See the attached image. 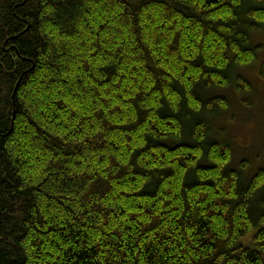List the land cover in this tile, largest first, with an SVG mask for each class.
Returning a JSON list of instances; mask_svg holds the SVG:
<instances>
[{"label": "trees", "instance_id": "obj_1", "mask_svg": "<svg viewBox=\"0 0 264 264\" xmlns=\"http://www.w3.org/2000/svg\"><path fill=\"white\" fill-rule=\"evenodd\" d=\"M263 28L264 0H0V264H264V170L210 126L254 107Z\"/></svg>", "mask_w": 264, "mask_h": 264}, {"label": "rangeland", "instance_id": "obj_2", "mask_svg": "<svg viewBox=\"0 0 264 264\" xmlns=\"http://www.w3.org/2000/svg\"><path fill=\"white\" fill-rule=\"evenodd\" d=\"M253 44L261 45L263 53L264 28L254 35ZM262 53L260 52L259 63L242 72L248 79L254 81L255 85L258 83L255 94L250 98L254 107L251 109L235 107L238 99L234 93H230L228 95L232 102L234 100L233 106L227 113L216 115L214 122L210 123V126L213 125L212 139L227 141L233 150L232 165L240 166V162L244 160L243 162L247 164L246 172L250 176L259 169L264 170V61L262 64L264 53Z\"/></svg>", "mask_w": 264, "mask_h": 264}]
</instances>
